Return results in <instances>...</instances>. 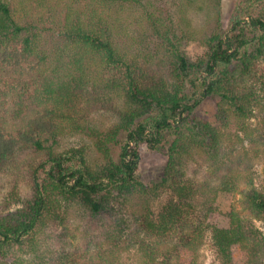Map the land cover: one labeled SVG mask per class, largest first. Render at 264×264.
I'll use <instances>...</instances> for the list:
<instances>
[{"label": "trees", "instance_id": "16d2710c", "mask_svg": "<svg viewBox=\"0 0 264 264\" xmlns=\"http://www.w3.org/2000/svg\"><path fill=\"white\" fill-rule=\"evenodd\" d=\"M27 1L33 4L34 11L33 7L28 12L18 11L10 2L0 0V59L13 57L18 64L37 55L41 61L45 56L39 52H52L51 65L60 68L64 55L70 56L76 66L73 82L59 78L55 82V85L59 83L57 89L54 93L49 91L46 102L57 104L63 96H69L64 90L73 83L76 84L71 100L78 98L88 85L99 87L102 93H113L118 119L107 131L90 129L96 137L95 146L108 159L99 169L85 164L84 147L52 153V146L58 144V136L66 127L55 120L57 114L51 107L29 118L16 136L0 126V169L21 149L49 153L48 165L40 163L45 172L41 182L35 180L30 196L22 199L21 207L0 217V254L13 257L2 264H111L113 249L119 248L115 240L109 247L104 243L107 238L95 244L96 233L91 239L80 241L79 227L69 226V212L82 209L89 213L91 222L87 224L94 222L100 226V216L110 212L115 195L146 194L143 186L131 189L139 156L137 146L143 142L151 150L165 149L168 145L166 165L149 192L155 196L167 188L172 197L155 218L150 211H144L142 220L134 222L133 231L139 236L142 233L134 243V264H198L203 222L199 219L195 222L192 217L197 191L186 179L188 156L184 154L207 147L213 150L212 157L216 155L221 136L216 125L221 121L236 123L249 136L243 122L254 116V109L264 106L261 101L264 71L259 72L255 65L264 58V0H245L242 11L249 15V21L241 24V19H237L228 34L219 30L210 35L206 52L196 60H190L180 49L176 33L184 36L187 33L174 32L164 25L163 18L154 19L153 12H146L149 3L141 4L145 9L138 15L139 24L145 21L149 24L152 35L159 40L156 54L161 50L166 53L163 60L155 55L151 60L128 58L119 51L118 39L128 29L133 16L131 10L140 0ZM186 20L184 15L177 17V23L182 21L188 28ZM47 43L52 44L51 50L45 48ZM75 50H83L97 60L94 69L82 63L84 56L80 57ZM207 97L216 100L215 125L193 115ZM121 132L126 135L125 144L119 148L116 161H112L109 144H116ZM254 140L264 144V134ZM74 160L78 161L76 167H72ZM240 180L237 175H225L221 184L234 190ZM249 182L239 191L241 207L252 217L264 220V190ZM251 225L238 212L230 211L228 227H207L211 229L221 264H261L264 236ZM88 228L92 229L89 225ZM147 238H152L153 243L146 242ZM173 239L175 260L171 258ZM234 246L245 252L243 261L235 262ZM15 247L31 249L28 256L15 257Z\"/></svg>", "mask_w": 264, "mask_h": 264}, {"label": "rangeland", "instance_id": "374dc122", "mask_svg": "<svg viewBox=\"0 0 264 264\" xmlns=\"http://www.w3.org/2000/svg\"><path fill=\"white\" fill-rule=\"evenodd\" d=\"M5 1L10 2L18 11L28 12L30 7H33V4L27 0L25 3L24 0ZM244 2L245 0H140V5L135 4L131 10L133 16L128 29L118 39L119 51L128 58L137 56L151 60L152 55H155L163 60L165 57L166 53L162 50L158 55L156 54L159 40L152 35L149 24L146 21L143 25L139 24L138 15L142 14V10L145 9L142 5L149 3L146 12H153L154 19L163 18L164 25L174 29V32L181 30L187 33L186 36L180 32L176 33L179 46L190 60H196L206 52V40L210 35L219 30L221 33L228 34L233 22L237 19H241V24L249 21V15L242 11ZM100 6L101 4L97 5V7ZM34 10L33 7L32 11ZM178 15L185 16L186 22L189 23L188 28L182 24L183 20L177 23ZM47 47L51 50L52 44L47 43L45 48ZM74 52H79L80 57L84 56L82 63L94 69L97 60L91 59L89 53H84L83 50ZM39 53L45 56L44 60L40 61L37 55L31 56L29 60H20L18 64L13 57L0 59V126L16 136L17 130L22 128L29 118L41 113L43 108L49 107L50 109L51 107L55 115L57 114L55 120L66 127L58 136V144L52 146V153L57 154L69 147H84L86 150L85 164L93 169H99L106 164L108 159L95 146L96 137L91 134L90 129L107 131L116 123L117 106L114 104L113 93H102L99 87L88 85L87 90L82 89L78 98L71 100L72 90L76 84L73 83L74 85L64 90L66 91L64 94L68 93L69 96H63L57 104L47 103L46 98L49 91L52 90L54 93L59 84L55 85V82L59 78L73 82L76 66L70 56L64 55L60 68H56L51 65L54 59L52 52ZM255 65L259 72H263L264 58L258 59ZM163 73H167L166 69H163ZM261 101L264 105V96ZM216 110V100L213 97H207L194 109L193 115L199 120H207L215 125ZM262 119H264V106L254 109V116L243 122L242 126H246L249 136L239 130L234 122L228 124L218 122L216 126L221 136L218 139L220 149L216 155L213 154L212 157L213 150L207 147L202 148V151L195 149L191 151L192 153L190 152L191 154H184L188 156L187 164L185 163L186 179L190 180V186L197 191L192 217L195 222L196 219L203 222L200 228L202 240L197 251L198 264H221L220 256L211 238V229L207 227H228L230 211L238 212L241 219L252 224L256 233L264 236V220L256 219L242 209L239 192L248 186L250 180L252 186L264 190V144L254 140L258 139L261 133L264 134ZM125 138V133L121 132L117 135V143L109 144V157L112 161H116L120 152L119 148L125 144ZM132 146L131 142L130 147ZM167 147L168 145L165 149L151 150L144 142L137 146L139 156L136 170L133 173L131 189L133 190L137 185L143 186L147 193L136 194V196L132 194L117 196L120 194L115 192L117 195L112 198L110 212L100 216L101 220L98 223L100 226L94 222L92 223L95 225L87 224L91 221L86 211L78 208L70 209L69 226L79 227L77 236L80 241L91 239L96 233L95 240H93L95 244H97L96 241L101 243V240L107 238L108 241L104 243L106 247H109L115 240L119 248L113 249L110 257L111 264H134L136 262L134 243L142 236V233L139 236L133 231L135 230L134 222L142 220L146 215L145 212L148 211L155 218L162 206L172 197L167 188L159 190L155 196L149 192V188L158 181L166 165ZM48 157V150L36 153L32 150L21 149L11 162L0 169V217L22 206L21 201L30 196L35 180L38 179L41 182L45 176L40 163L45 162V165H48L46 163ZM77 162L74 160L72 167H76ZM45 169H48V166ZM225 175L240 177L241 180L237 182L238 186H235L234 190L230 189V185L227 187L228 185L221 184ZM228 188L229 190H225ZM88 225L91 226V230ZM132 232L134 234L131 235ZM146 242L153 243V239L147 238ZM173 242L174 239L172 244L170 243L171 248ZM20 249L14 248L15 257L19 254L28 256L31 248ZM161 252H159V259L162 258ZM171 254V258L175 260L173 248ZM232 254L237 263L245 259V252L238 246L232 248ZM159 259L157 261H160ZM8 260H13L10 254L6 257L0 254V264ZM261 264H264V259Z\"/></svg>", "mask_w": 264, "mask_h": 264}]
</instances>
